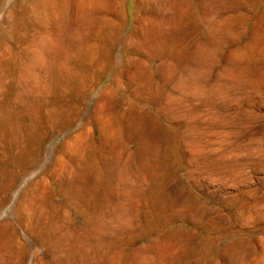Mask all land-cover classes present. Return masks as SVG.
<instances>
[{
  "label": "rangeland",
  "instance_id": "obj_1",
  "mask_svg": "<svg viewBox=\"0 0 264 264\" xmlns=\"http://www.w3.org/2000/svg\"><path fill=\"white\" fill-rule=\"evenodd\" d=\"M0 264H264V0H0Z\"/></svg>",
  "mask_w": 264,
  "mask_h": 264
},
{
  "label": "bare ground",
  "instance_id": "obj_2",
  "mask_svg": "<svg viewBox=\"0 0 264 264\" xmlns=\"http://www.w3.org/2000/svg\"><path fill=\"white\" fill-rule=\"evenodd\" d=\"M67 1V0H66ZM52 3V2H51ZM74 3V2H73ZM114 3V2H113ZM47 6V5H46ZM140 6V5H139ZM111 10V9H110ZM100 12V11H99ZM72 20V19H71ZM81 25V24H80ZM71 26V25H70ZM74 29V28H73ZM82 30V29H81ZM136 34V33H135ZM134 35V34H133ZM158 35V34H157ZM153 37V36H152ZM158 38V37H157ZM142 41V40H141ZM163 41V40H162ZM108 42V41H107ZM132 43V42H131ZM134 44V43H133ZM136 44H138V43H136ZM135 44V45H136ZM140 44V43H139ZM160 45V44H159ZM145 46V45H144ZM139 47V46H138ZM143 47V46H142ZM151 47V46H150ZM170 48V47H169ZM147 49V48H146ZM127 50V49H126ZM149 52V51H148ZM175 52V51H174ZM176 53H177V51H176ZM175 54V53H174ZM173 54V55H174ZM180 54V53H179ZM177 55V54H176ZM182 55V54H181ZM194 56V55H193ZM134 61V60H133ZM190 67V66H189ZM129 73V72H128ZM136 75V74H135ZM139 76H141V75H139ZM142 77V76H141ZM149 78V77H148ZM149 80V79H148ZM152 85V84H151ZM162 85V84H161ZM136 86V85H135ZM138 86V85H137ZM153 86V85H152ZM148 88V87H147ZM152 88V87H151ZM144 89V88H143ZM139 90V89H138ZM154 90V89H153ZM149 91V90H148ZM157 91V90H156ZM153 92V91H152ZM161 92V91H160ZM105 94V93H104ZM110 94V93H109ZM113 94V93H112ZM137 94H139V93H137ZM159 96V95H158ZM141 97V96H140ZM103 100V99H102ZM150 100V99H149ZM138 102V101H137ZM158 103V102H157ZM130 111V110H129ZM101 112V111H100ZM123 112V111H122ZM121 112V113H122ZM126 112V111H125ZM132 113V112H131ZM138 114V113H137ZM131 115V114H130ZM134 116V115H133ZM103 118V117H102ZM118 118V117H117ZM123 118V117H122ZM132 118V117H131ZM130 118V119H131ZM128 119V118H127ZM105 120V119H104ZM102 121H103V119H102ZM100 122V121H99ZM98 122V123H99ZM128 122V121H127ZM124 123V122H123ZM130 123H133V122H129V124ZM136 124V123H135ZM105 126H107V125H105ZM130 127V126H129ZM132 127V126H131ZM109 128V127H108ZM127 128V127H126ZM105 129V128H104ZM107 129V128H106ZM134 131V130H133ZM141 131V130H140ZM123 132V131H122ZM136 133V132H135ZM109 134V133H108ZM140 134V133H139ZM133 135V134H132ZM148 136V135H147ZM106 137V136H105ZM134 137V136H133ZM145 137V136H144ZM130 139V138H129ZM110 141H112V140H110ZM144 141V140H143ZM122 143V142H121ZM111 144V143H110ZM114 144V143H113ZM146 145V144H145ZM144 147V146H143ZM139 149V148H138ZM105 150V149H104ZM140 151V150H139ZM104 153V152H103ZM109 154V153H108ZM144 155V154H143ZM142 157V156H141ZM119 163V162H118ZM142 164V163H141ZM87 169V168H86Z\"/></svg>",
  "mask_w": 264,
  "mask_h": 264
}]
</instances>
